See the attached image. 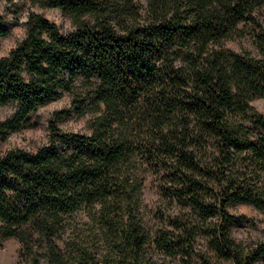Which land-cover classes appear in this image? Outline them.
Returning a JSON list of instances; mask_svg holds the SVG:
<instances>
[{
  "label": "trees",
  "instance_id": "trees-1",
  "mask_svg": "<svg viewBox=\"0 0 264 264\" xmlns=\"http://www.w3.org/2000/svg\"><path fill=\"white\" fill-rule=\"evenodd\" d=\"M67 6L94 12L97 23H85L67 36L51 29L52 42L46 43L38 33L49 26L36 22L37 35L12 61L0 62V104L13 99L9 103L17 108L15 118L3 127L29 124L40 104L74 85L88 86L89 98L107 101L110 111L92 137L60 131L58 124L67 115L61 111L51 121L53 144L35 154L0 153V242L21 235L30 241V264H41L39 251L49 264H68L60 256L57 236L66 219L85 212L99 219L109 241V250L96 264H146L151 237L136 218L141 185L133 167L138 156L154 168L169 169L163 174V196L192 205L200 221L230 201L250 200L264 207V196L251 183L259 179L256 172L241 184L230 179L220 205L202 198L212 191L211 181L223 182L230 148L250 149L251 160L264 170V137L241 140L222 122L224 107H243L229 81L238 78L247 89L264 90V67L237 57L229 72L216 44L244 16L246 0H146L145 6L136 0H68ZM22 68L31 75L28 82L20 75ZM260 128L264 117L254 118L249 126L250 131ZM212 135L220 136L224 154L206 164ZM236 221L226 215L219 229L211 228L220 264L229 258L237 264H259L264 243L243 261L234 251L235 241L227 233ZM171 223L186 235L199 225L184 218ZM173 238L163 232L156 244L169 255L183 251L188 256V250H175L179 247ZM79 257L80 264H92L85 252ZM201 264L216 262L202 258Z\"/></svg>",
  "mask_w": 264,
  "mask_h": 264
},
{
  "label": "clouds",
  "instance_id": "clouds-1",
  "mask_svg": "<svg viewBox=\"0 0 264 264\" xmlns=\"http://www.w3.org/2000/svg\"><path fill=\"white\" fill-rule=\"evenodd\" d=\"M237 2L238 0H230L232 4ZM67 5L68 0H0V62L12 61L16 52L37 35L33 31L37 21H43L49 26L38 33L46 43L52 42L51 29H55L58 34L67 36L77 32L85 23L89 25L97 23V15L94 12H76ZM174 10L173 8L172 11ZM167 14L170 16L171 11ZM151 19L152 17L145 19L144 23H149ZM225 41H232V44H226ZM216 44L218 51L222 52L225 57L229 72L232 71L231 64L237 57L251 60L264 67V0H246L244 16L237 19L229 30L216 40ZM159 63L163 64L165 61L161 60ZM20 75L25 82L31 79V75L26 72L25 68L21 69ZM79 79L83 80L82 77ZM95 82L98 84L100 81L95 78ZM91 87H95V85H91ZM229 89L231 93L242 97L243 107L223 108L224 119L222 122L225 127L236 130L241 140L256 141L260 137H264V128L249 130V126L253 125L254 118L264 117V90L247 89L245 83L238 78L229 81ZM192 90L190 83L189 91ZM12 100L9 99L7 103L0 104L3 106V110L0 111V145L6 146L5 154L19 150L35 154L53 144L54 133L51 121L61 111L66 112L67 115L58 124L60 131L67 135L80 134L88 137L96 134L97 125L110 111L107 101H94L89 98L88 86L74 85L70 88L59 89L57 95L50 98L46 104L38 106L37 112L45 114L41 123L31 122L17 127L4 128L3 126L13 120L17 114L15 104L9 103ZM220 139V136L217 135L209 137L211 147L204 161L206 164L212 161L213 156L217 158L223 156ZM229 151L232 153V157L223 182L211 181L212 191L202 193L205 202L220 205L225 195V185L230 179L235 178V182L241 184L254 172L259 173V179L251 181V183L254 184L256 193L264 196V170L259 169L257 164L251 160V150L238 152L233 147ZM244 157H248V159H244ZM233 160L237 162L233 164L231 162ZM170 163L174 164L175 161H170ZM211 166L215 167L216 165L212 164ZM168 170L162 165L154 168L151 161L141 160L137 173L139 176L148 175L154 184H164L166 181L160 177ZM157 203H171L172 208L180 209L178 215L201 227L211 226L219 229L224 223L226 215L239 218V223L231 225L227 235L232 237L236 235L234 230L239 229L242 238L236 240L234 251L239 252L241 261L247 259L252 251L264 242V207L258 206L250 200L230 201L228 204L221 205L222 211L218 209L216 214L206 221L199 220L190 204L182 206L178 200H172L170 197L167 201L161 197ZM172 208H167V212L172 213ZM147 223L152 224L153 233L157 227L164 229L169 227L166 221L161 223L148 220ZM172 232L184 235L183 229L172 228ZM194 235L195 238L189 241L191 249L188 256H185L183 251L169 255L158 249L150 250L148 255L156 264H201L202 258L220 264L216 249L209 244L212 235L199 232ZM5 242L13 244V254L10 258L5 254L3 258H0V264H30V241L26 237L13 234L7 237ZM5 242H0V247ZM187 246L185 245V247ZM223 264H237V259L229 258L223 261Z\"/></svg>",
  "mask_w": 264,
  "mask_h": 264
},
{
  "label": "rangeland",
  "instance_id": "rangeland-1",
  "mask_svg": "<svg viewBox=\"0 0 264 264\" xmlns=\"http://www.w3.org/2000/svg\"><path fill=\"white\" fill-rule=\"evenodd\" d=\"M141 6H145L146 0H136ZM226 44H232V41H225ZM235 46V45H233ZM3 110V106H0V111ZM45 118V114L42 112H34L30 115L29 124L32 123H41ZM59 129V128H58ZM60 130V129H59ZM38 134V133H37ZM6 151V146L0 145V153ZM138 156L134 160V174L138 178V184L140 187V201L138 205V211L136 213L137 221L144 227L145 231L149 233L151 239L149 244L146 247L145 258L146 264H156L152 260V257L148 255L150 250H163L159 248L156 244L158 237L162 236L163 232H171L173 234L174 244H176L175 250H188L190 255L191 244L189 241L195 238L196 233H203L205 235L212 234L213 227H201L197 223H190L191 225H197L196 231L194 234L190 235H179V232H172V228H175L171 221L175 218L183 219L178 213L180 212L179 208H172L171 203H157L163 197L161 188L164 187V184H154L153 181L149 178L148 175L139 176L137 169L140 166L142 159ZM160 179L164 180V177L161 176ZM165 181V180H164ZM167 201V199H165ZM167 208H172V213L167 212ZM152 220L160 221L161 223L167 222L169 227L167 229L157 227L155 233L152 232V224H148L147 221ZM239 223V218L235 224ZM64 230L57 236V244L61 250L60 256L63 260H66L68 264H80L81 259L79 257V252H85L88 254L89 261L92 264H96L100 256L105 254L109 250V241L106 238V235L102 233V224L98 218H89L85 212H80L64 221ZM236 235L232 236V239L236 242L237 239H241L239 229L234 230ZM6 241V240H5ZM3 241V242H5ZM264 243V242H262ZM211 245V241H209ZM185 245H188L185 247ZM212 246V245H211ZM13 244L12 243H3V246L0 247V258H3L5 254L10 258L13 254ZM41 250H47L43 248ZM7 251V253H5ZM41 252V264H49L48 258L45 257L43 251ZM207 259V258H206ZM259 264H264V256L260 259Z\"/></svg>",
  "mask_w": 264,
  "mask_h": 264
}]
</instances>
